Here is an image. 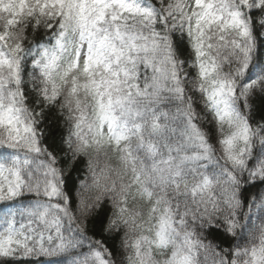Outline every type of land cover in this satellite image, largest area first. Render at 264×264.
<instances>
[{
	"label": "snow or ice",
	"instance_id": "1",
	"mask_svg": "<svg viewBox=\"0 0 264 264\" xmlns=\"http://www.w3.org/2000/svg\"><path fill=\"white\" fill-rule=\"evenodd\" d=\"M164 3L0 0V264H264V0Z\"/></svg>",
	"mask_w": 264,
	"mask_h": 264
},
{
	"label": "clouds",
	"instance_id": "2",
	"mask_svg": "<svg viewBox=\"0 0 264 264\" xmlns=\"http://www.w3.org/2000/svg\"><path fill=\"white\" fill-rule=\"evenodd\" d=\"M145 2H148V0H145ZM156 3H157V5H160V4H163L164 5V7H167V4L166 3H164V0H156ZM171 23H172V21L171 20H169V26L171 27ZM176 35H180V33H179V31H177L176 32ZM185 42H187V41H185ZM182 68H183V75H186L187 74V71H188V69L185 67V66H181ZM31 87V85H29V88ZM5 103H7V101H5ZM6 134V130L5 129H0V135H5ZM19 155L21 156V157H23V153H19ZM5 159H6V161H7V159H8V156L7 155H5ZM7 178H9L8 176H7V174L5 175V179H7Z\"/></svg>",
	"mask_w": 264,
	"mask_h": 264
},
{
	"label": "trees",
	"instance_id": "3",
	"mask_svg": "<svg viewBox=\"0 0 264 264\" xmlns=\"http://www.w3.org/2000/svg\"><path fill=\"white\" fill-rule=\"evenodd\" d=\"M0 151H4V150H0Z\"/></svg>",
	"mask_w": 264,
	"mask_h": 264
}]
</instances>
